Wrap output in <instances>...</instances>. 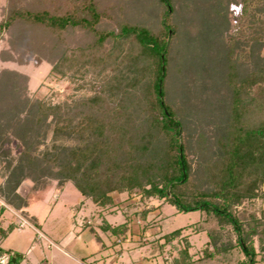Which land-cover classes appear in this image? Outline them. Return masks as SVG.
<instances>
[{"label": "trees", "instance_id": "1", "mask_svg": "<svg viewBox=\"0 0 264 264\" xmlns=\"http://www.w3.org/2000/svg\"><path fill=\"white\" fill-rule=\"evenodd\" d=\"M232 2L239 3L154 0L150 25L124 18L112 0H7L0 40L7 37L9 47L0 51L1 59L23 65L39 57L51 64V73L90 89L52 102L28 95V75L0 68V152L11 137L21 145L17 158L5 161L9 167L16 160L10 189L26 176L35 182L26 197L17 195L16 207L42 200L51 179L60 187L72 183L103 208L116 206L117 194L139 191L140 200L163 199L216 220L219 229L209 234L214 251L205 249L203 259L239 247L243 258L236 264H258L254 237L264 250V0L240 1L237 35L227 33ZM185 28L205 41L206 81L200 84V69L188 66L181 69L178 88L170 73L175 42L185 39ZM214 71L222 72V91L210 87ZM210 109H218L222 122L207 138L208 130L196 128L212 124L206 118ZM188 113L197 123L188 122ZM31 219L39 225L36 216ZM225 228L236 238L229 235L227 243L218 244ZM103 229L118 243L130 224L106 222ZM8 231L0 218V236ZM180 233L162 237L168 243ZM191 258L185 248L175 264H189ZM24 259L22 252L0 245V264Z\"/></svg>", "mask_w": 264, "mask_h": 264}, {"label": "rangeland", "instance_id": "2", "mask_svg": "<svg viewBox=\"0 0 264 264\" xmlns=\"http://www.w3.org/2000/svg\"><path fill=\"white\" fill-rule=\"evenodd\" d=\"M6 1L0 0V18L2 6L6 4ZM237 1H239L238 4L232 2L229 6V18L233 26L227 32L235 35L238 33L235 20L242 7L241 0ZM153 2L154 0H112L124 18L150 25L155 24L153 16L157 10ZM180 6L183 7V4L178 3L177 7ZM178 15V22H184V8L180 9ZM187 32L191 33L188 38H186ZM183 35L185 39L179 41L177 39L175 42L177 51H174L173 69L170 73L174 81L171 85L178 88L180 87L178 83L184 75L181 69L185 70L188 66L195 72L200 69V84L206 81L202 77L205 73L201 70L202 58L205 57L203 54L206 51L202 43L205 41H200V35L195 30L185 28ZM6 47H9L7 37L0 40V51ZM262 54L264 55V49ZM0 68L16 69L28 75V95L31 97L59 102L90 91L88 86L77 87L76 82L68 76L51 73V64L39 57H34L29 63L23 65L3 61L0 57ZM219 74L218 71L217 74L214 71L216 79L213 78L214 81L210 87L214 90L219 88L222 91L224 78L221 71ZM197 76L199 77L198 73ZM200 88H202L201 85ZM215 110L210 109L206 112V118L212 124L203 123L200 129L196 128L198 133L204 129L210 130L206 132L207 138L212 136L216 124L219 125L222 122L218 109ZM195 117L192 114L188 115V122L191 125L196 122ZM50 140L48 138L46 144H50ZM45 147L46 145H42V148ZM2 150L4 154L0 152V201L7 207L2 205L6 210L0 213V218L5 230L8 231L10 226L12 229L6 236H0V245L22 252L25 259L21 264H175L176 260H181V251L185 248L192 257L189 264H236L243 258L242 251L236 247L232 251L229 249L230 251L227 252H215V257L211 260L203 259L205 249L214 251L209 234L210 231L219 229L216 220L201 210L180 211L163 199L140 200L139 191L117 194L115 195L117 205L103 208L83 197L72 183L60 187L56 179H51L52 186L46 190L42 200L26 208H18L15 204L18 202L17 195L26 197L35 182L32 177L26 176L14 190H11L10 187L14 181L10 178V174L16 172L14 168L16 160L12 161L9 167L5 161L9 158H17L21 145L11 137L4 143ZM192 151L190 155L194 161H197V154ZM259 204H261L260 201ZM138 210L143 211L145 217L138 216L136 213ZM33 216H38L39 225L33 223L31 219ZM127 220L130 229L126 237L118 243L115 242V236L110 231L103 229L106 222L117 225ZM228 228L223 230L218 244L227 243L230 236L232 241L236 238V235L229 232ZM177 229L181 230L180 235L166 243L165 238L162 237L163 234ZM96 234L101 240L100 243L95 237ZM254 240L260 258L258 264H264V250L260 248L258 238L254 237Z\"/></svg>", "mask_w": 264, "mask_h": 264}, {"label": "built area", "instance_id": "3", "mask_svg": "<svg viewBox=\"0 0 264 264\" xmlns=\"http://www.w3.org/2000/svg\"><path fill=\"white\" fill-rule=\"evenodd\" d=\"M2 205H3L4 207L6 206L4 203H2V202L0 201V210H1ZM6 207H7V206H6Z\"/></svg>", "mask_w": 264, "mask_h": 264}, {"label": "crops", "instance_id": "4", "mask_svg": "<svg viewBox=\"0 0 264 264\" xmlns=\"http://www.w3.org/2000/svg\"><path fill=\"white\" fill-rule=\"evenodd\" d=\"M36 217H38V216H36Z\"/></svg>", "mask_w": 264, "mask_h": 264}]
</instances>
